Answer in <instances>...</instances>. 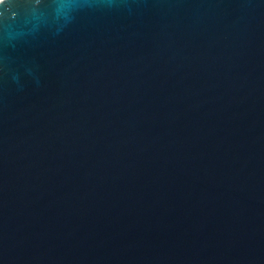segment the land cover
<instances>
[{
    "label": "water",
    "instance_id": "1",
    "mask_svg": "<svg viewBox=\"0 0 264 264\" xmlns=\"http://www.w3.org/2000/svg\"><path fill=\"white\" fill-rule=\"evenodd\" d=\"M0 264H264V0H0Z\"/></svg>",
    "mask_w": 264,
    "mask_h": 264
}]
</instances>
